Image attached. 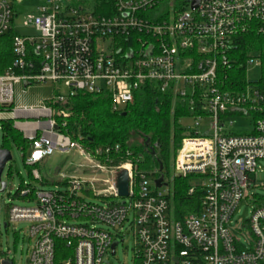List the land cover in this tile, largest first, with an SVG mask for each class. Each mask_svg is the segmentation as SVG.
I'll return each instance as SVG.
<instances>
[{
    "label": "built area",
    "instance_id": "built-area-1",
    "mask_svg": "<svg viewBox=\"0 0 264 264\" xmlns=\"http://www.w3.org/2000/svg\"><path fill=\"white\" fill-rule=\"evenodd\" d=\"M111 1V14L100 15L74 0H0V38L12 37L13 57L0 75V106L12 110L0 121L12 120L30 143V167L71 152L87 164L78 165L81 177L59 174L65 191L26 185L17 197L32 205L8 208L9 224H31L26 264H111L126 236L132 264H264V207L247 221L250 238L241 241L242 228L232 226L264 160V43L250 38L264 37V0H210L195 10L193 0ZM166 3L167 12L158 9ZM20 18L36 33L21 35ZM245 39L252 44L243 55ZM254 67L259 79L249 77ZM153 82L173 98L172 114L176 106L185 114L172 178L140 172L131 160L115 165L119 145L87 149L60 131L55 105L78 93L106 95L122 112ZM47 83L56 93L41 108L15 107L17 84ZM235 117L251 119V132H233ZM123 171L127 197L117 188ZM31 176L43 181L35 169ZM160 177L166 185L157 188ZM170 178L194 179L188 194H201L199 212L176 218Z\"/></svg>",
    "mask_w": 264,
    "mask_h": 264
},
{
    "label": "trees",
    "instance_id": "trees-1",
    "mask_svg": "<svg viewBox=\"0 0 264 264\" xmlns=\"http://www.w3.org/2000/svg\"><path fill=\"white\" fill-rule=\"evenodd\" d=\"M74 1L85 5L96 14H111V0ZM180 1L186 3L188 0ZM250 38L264 43V37L250 36ZM248 44H252V42L245 39L241 47L243 55H246L249 49L246 47L249 46ZM12 61V37L10 35L1 37L0 75L11 66ZM231 73H234V76H231L234 80L243 81L242 70L238 72L234 70ZM55 109L60 131L73 141L80 142L87 149L119 145L122 152L119 158L115 155L112 156L115 158L113 164L131 160L136 162L138 171L146 174L168 175L172 153L185 137L184 131L179 125L180 118L185 115L184 112L176 106L172 114L173 98L168 93H161L158 90V84L154 82L142 88L136 95L134 103L127 106L122 112L112 111L108 96L86 93H78L65 103L55 105ZM11 110L12 107L5 109L0 106V112H10ZM0 131L4 136V142L0 149L12 152L15 147L20 151L26 164L31 152L30 143L13 127V121H0ZM127 153H130V156ZM28 167L31 171L34 170H32L34 167ZM188 181V179L181 178L173 180V207L178 220L199 212L201 208V194L195 192L193 195H189ZM50 183L53 185L62 184L60 181Z\"/></svg>",
    "mask_w": 264,
    "mask_h": 264
},
{
    "label": "rangeland",
    "instance_id": "rangeland-1",
    "mask_svg": "<svg viewBox=\"0 0 264 264\" xmlns=\"http://www.w3.org/2000/svg\"><path fill=\"white\" fill-rule=\"evenodd\" d=\"M170 5H173L170 3ZM169 3L160 5L158 9L162 12H167L170 7ZM173 12V10L171 11ZM18 32L21 35L35 34L34 28H27L23 26L24 19L20 18L17 22ZM249 77L251 79H259L261 77V68L254 67L249 70ZM62 92H66L61 88ZM56 93V88L52 83L47 84H34L24 88L22 84L15 86V107L21 108H41L42 105L51 100ZM235 124L232 127L235 133H249L251 132V119L242 117H235ZM187 125L191 123L190 118L181 121ZM4 136L0 131V146L3 145ZM12 160L6 165L2 176L1 182L7 183V189L4 193L0 192V264H26L28 249L30 248V226L28 222H20L17 224H9L8 208L10 206H31L32 203H27L17 196L21 189L26 185H31L37 190L47 191H65V187H58L50 182L60 180L59 174L62 173L68 178L72 175L81 177L83 170L78 165L86 166L83 158L78 153L71 152L68 154H55L46 158L38 166L32 168L37 170L42 178V182L33 179L31 176V169L25 164L24 159L19 150L15 147L11 152ZM78 171H80L78 173ZM171 178L173 177V161L169 167ZM165 190L174 192V182H171ZM189 186L194 184V179H188ZM255 182L247 190V198H243L239 207L233 217L232 226L242 228V232H236V236L241 241L245 238H250L247 221L251 218L254 208L258 206L264 207V160H259L257 163V171L254 177ZM49 182V183H48ZM164 189V188H163ZM115 202H123V199H116ZM5 224L7 227H5ZM124 242L119 243L116 255L111 256V264H132L134 256V243L133 239L126 236Z\"/></svg>",
    "mask_w": 264,
    "mask_h": 264
},
{
    "label": "water",
    "instance_id": "water-1",
    "mask_svg": "<svg viewBox=\"0 0 264 264\" xmlns=\"http://www.w3.org/2000/svg\"><path fill=\"white\" fill-rule=\"evenodd\" d=\"M210 0H193L191 2V9L195 10L199 7L201 2H208ZM12 160V154L11 151L6 149H0V192L4 193L7 189V183L1 182V176L2 173L6 167V165ZM162 169V168H161ZM155 185L157 188H162L166 184L164 183V177H160L155 181ZM117 188L119 191V195L121 197H127L129 192V181H128V175L126 171H123L119 174L117 178ZM5 227L7 225L5 224ZM116 245L113 246L115 248Z\"/></svg>",
    "mask_w": 264,
    "mask_h": 264
}]
</instances>
